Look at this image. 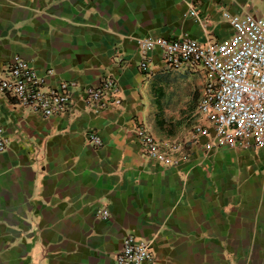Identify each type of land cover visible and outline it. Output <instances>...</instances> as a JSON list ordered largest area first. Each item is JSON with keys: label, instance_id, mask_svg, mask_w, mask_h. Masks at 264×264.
Here are the masks:
<instances>
[{"label": "crops", "instance_id": "crops-1", "mask_svg": "<svg viewBox=\"0 0 264 264\" xmlns=\"http://www.w3.org/2000/svg\"><path fill=\"white\" fill-rule=\"evenodd\" d=\"M227 12L264 18V0H0V79L20 56L47 87L113 77L122 98L97 110L78 92L44 118L0 94V264H116L128 235L150 242L151 264H264V154L192 141L210 126L206 75L171 70L159 51L140 67L145 38L228 40ZM139 124L190 159L145 157Z\"/></svg>", "mask_w": 264, "mask_h": 264}, {"label": "built area", "instance_id": "built-area-1", "mask_svg": "<svg viewBox=\"0 0 264 264\" xmlns=\"http://www.w3.org/2000/svg\"><path fill=\"white\" fill-rule=\"evenodd\" d=\"M189 15L197 16V9H191ZM224 18L233 28V35L225 41L189 36L141 40L140 67L148 73L150 54L159 51L171 70H202L207 81L198 111L210 126L196 125L192 141L205 137L215 147L264 154V18L228 12ZM78 92L97 110L122 105L120 88L113 77L98 86L81 87L74 81H62L58 86L47 87L46 78L20 56L13 57L5 77L0 79V94L44 118L67 114ZM135 135L143 155L164 167L176 168L190 159L185 145L159 140L143 124L136 127ZM88 142L94 148L103 146L101 138L93 133L88 135ZM6 149L7 140L0 127V151ZM98 217L108 220L110 214L101 210ZM152 259L150 242L134 235L124 238L115 256L116 264H151Z\"/></svg>", "mask_w": 264, "mask_h": 264}, {"label": "rangeland", "instance_id": "rangeland-1", "mask_svg": "<svg viewBox=\"0 0 264 264\" xmlns=\"http://www.w3.org/2000/svg\"><path fill=\"white\" fill-rule=\"evenodd\" d=\"M199 72L203 73L204 75H206L202 70H199Z\"/></svg>", "mask_w": 264, "mask_h": 264}]
</instances>
